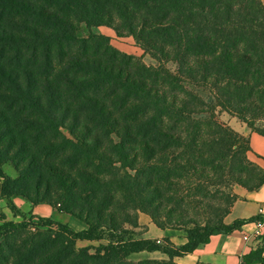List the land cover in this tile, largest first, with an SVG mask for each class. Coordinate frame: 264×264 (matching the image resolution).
<instances>
[{"label":"trees","instance_id":"16d2710c","mask_svg":"<svg viewBox=\"0 0 264 264\" xmlns=\"http://www.w3.org/2000/svg\"><path fill=\"white\" fill-rule=\"evenodd\" d=\"M100 28L159 65L119 51ZM217 109L264 137L261 0H0V201L22 219L0 211V264H177L215 233L241 230L254 219L224 223L233 187L258 190L264 170ZM16 198L86 229L28 217ZM140 213L186 243L138 238ZM104 238L93 253L76 246ZM263 250L241 264H264ZM156 252L166 259H130Z\"/></svg>","mask_w":264,"mask_h":264},{"label":"crops","instance_id":"0c3cea01","mask_svg":"<svg viewBox=\"0 0 264 264\" xmlns=\"http://www.w3.org/2000/svg\"><path fill=\"white\" fill-rule=\"evenodd\" d=\"M222 113L227 116V118H224V124L249 139L250 152H248L247 156L249 160L256 163L264 170V137L252 132L244 123L240 122L235 117H232L225 112ZM233 193L238 197V199L232 206L229 214L225 217L224 223L231 224L237 220H254L244 225L241 230L230 235H225L219 232L215 233L210 238V242L208 244L200 245L193 253L184 257L175 258L174 261L177 264H241L245 255L261 247L264 249V240L261 242L249 243L244 240V236L253 234L255 219L258 218L260 210L264 207V185L254 192H248L241 186H234ZM13 204L24 215L32 214L51 218L53 221L67 226L69 225L70 220L74 219L66 214L58 213L46 205L33 207L29 202L19 198L13 199ZM138 222L139 226L134 230L138 234V238L157 241L168 238L176 246H181L186 243V233L184 231L170 229L160 230L154 226L147 215L142 213L138 216ZM143 227L145 228L142 229ZM82 230L84 229L78 231L76 230V232ZM138 230L144 231V233L139 232ZM82 243L92 244L95 242ZM100 244H104V242L101 241ZM144 254H146V256H152L154 259H166L165 256L157 252L135 254L132 255L130 259L137 260V256ZM144 258L149 257H143L142 259Z\"/></svg>","mask_w":264,"mask_h":264},{"label":"rangeland","instance_id":"374dc122","mask_svg":"<svg viewBox=\"0 0 264 264\" xmlns=\"http://www.w3.org/2000/svg\"><path fill=\"white\" fill-rule=\"evenodd\" d=\"M261 1L264 3V0H261ZM93 31L96 32V33H100V34H103V35L109 37L111 45L113 47H115L116 49H118L119 51H121L123 53L129 54V55H133V56H135L137 58H140L145 65L153 66V67H157L159 65V63L157 61H155L154 59H152L148 54H146L135 43V41L131 37L118 38L115 35V33L112 30L108 29V28H100V29H96V30L94 29ZM89 33L90 32L85 28L84 25L81 26V28L79 29V32H78L79 36H81V37H86V36L89 35ZM163 65L168 70H170L171 72H173V73L176 72V65L173 62H164ZM184 81L186 82V85L189 88L193 89L196 93H198L207 102H213L214 101V99H213L212 95L210 94V92L207 91L206 89H204V86L202 84L192 83L187 78L184 79ZM224 118H227V116L225 114H223L220 109H217V119L221 123H224ZM257 126L259 128L264 129V123H262V122H258ZM3 170L5 171V173L8 176H11V177H15L16 176L13 168L10 165H4L3 166ZM0 211L3 214L6 215V218L8 220L16 221V222H19V221L22 220L21 218L15 219L14 215L7 208V202L6 201H0ZM26 215L28 216V214H26ZM68 226L70 228L74 229L75 231L76 230L78 231V230H81V229H85V225L82 222L77 221L76 219H71ZM144 228L145 227H143L142 229H144ZM139 232L144 233V231H139ZM106 241H108L107 238H104L103 242L105 243ZM99 244L100 243H98V242H95V243H92V244L78 242L76 246H77V248L89 247L91 249L90 252L93 253L94 249ZM143 257L153 258L152 256H146V254H144V255H141V256H137V260L142 259Z\"/></svg>","mask_w":264,"mask_h":264},{"label":"built area","instance_id":"2783aa9c","mask_svg":"<svg viewBox=\"0 0 264 264\" xmlns=\"http://www.w3.org/2000/svg\"><path fill=\"white\" fill-rule=\"evenodd\" d=\"M254 226L253 234L244 236V240L248 243L261 242L264 240V207L260 210L258 219L254 222Z\"/></svg>","mask_w":264,"mask_h":264}]
</instances>
